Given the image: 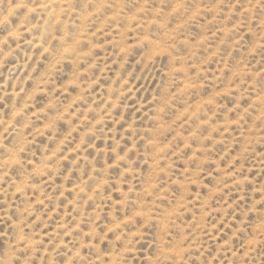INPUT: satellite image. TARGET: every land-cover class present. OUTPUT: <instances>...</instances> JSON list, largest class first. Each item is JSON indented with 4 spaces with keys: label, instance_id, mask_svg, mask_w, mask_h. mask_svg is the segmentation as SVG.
Wrapping results in <instances>:
<instances>
[{
    "label": "rangeland",
    "instance_id": "obj_1",
    "mask_svg": "<svg viewBox=\"0 0 264 264\" xmlns=\"http://www.w3.org/2000/svg\"><path fill=\"white\" fill-rule=\"evenodd\" d=\"M162 229L264 264V0H0V260L148 264Z\"/></svg>",
    "mask_w": 264,
    "mask_h": 264
},
{
    "label": "clouds",
    "instance_id": "obj_2",
    "mask_svg": "<svg viewBox=\"0 0 264 264\" xmlns=\"http://www.w3.org/2000/svg\"><path fill=\"white\" fill-rule=\"evenodd\" d=\"M257 126L259 127V122H258ZM128 159H131V155L129 156ZM120 163L125 168L129 167L128 163L126 161H124V160H121ZM136 164H137V160L134 162V164L132 165V167L133 168H136ZM116 177H119V176H116ZM137 178L138 177H136L135 175H133L132 177H129V176L125 175L123 177V182L125 183V186L127 187V182L130 179L137 181ZM159 179H160L159 187L156 188V189H154L153 195H147L143 191H140V192L132 191V190L129 191V199H127L125 201V206L123 208H128L130 205H134V207L132 208L131 212L128 215H126V217H128V219L127 220H123L122 227L121 228H118L116 231H113V232L116 233V237H117V232H120V234H121L120 238L119 239L116 238V240H124V241H126V240L129 239V234L132 233L134 230L131 231V232H129L125 228V225H127V224L135 225L137 218L138 217H143L141 214H139V213H137L135 211L137 209V207H138V202L141 201V200H143V199H147L149 201H151L153 199V196L156 193L159 192L160 188H163L164 183H167V181L165 180V178L163 176H161ZM135 186H136V188H138L137 187V184ZM138 189H140V188H138ZM164 195L165 196H168L169 199H158L157 200V203L159 205H161V207H157L155 209V212L153 213L154 216L158 217V219H153V220H159V222L161 223V225H162V221L165 218V213L167 212V209H168V208H166V209L165 208H162L161 202L167 200L169 202V204L171 205V207H172V205L174 203H173V201H172L171 198L173 196H175L176 194H171V193L165 192ZM117 207L122 208V206L119 205V204L115 205V209ZM145 207H147V205H145ZM116 219H121V218H116ZM153 220H151V221H153ZM125 230H127V231H125ZM136 230H139V229H136ZM168 237H169L168 232H166V231H164L162 229V234L160 236V241H159V246H158L159 247V251H158V253L155 256H149V257L146 258L147 261H148V264H175V256L174 255H171V254H166L164 252V249L165 248H170V247L173 246V245H170V242L168 240ZM99 239H100V237H99ZM165 240H167L168 242L165 243ZM134 246H136V245L135 244H129V247H134ZM123 247H121V248H123ZM121 248H115V247H113V249L111 251V253H113L117 257L116 264H131V261L128 259V256L132 252H128L127 255L123 259H120ZM94 249L97 250L98 255L96 257H98L99 259L97 261L93 262L92 259H90V257L88 256L87 259L81 260L80 261V264H109V261H110L111 258L108 257V256H102V253H106V252H103L101 249H97L95 247H94ZM28 251H30V249ZM19 252H22V251H19ZM19 252H17V247L14 246L11 253H17L16 256H12L11 259H9V256H10L9 255L7 257V259L0 260V264H16V262L18 260L20 261V264H22L23 258L26 257L27 255H25L23 258H21L18 255ZM137 259H140V258H137ZM33 261L34 260H32L30 262V264H33Z\"/></svg>",
    "mask_w": 264,
    "mask_h": 264
}]
</instances>
